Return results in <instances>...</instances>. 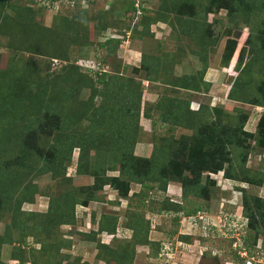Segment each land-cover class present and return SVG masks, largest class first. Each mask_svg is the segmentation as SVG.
Segmentation results:
<instances>
[{"label":"rangeland","instance_id":"rangeland-1","mask_svg":"<svg viewBox=\"0 0 264 264\" xmlns=\"http://www.w3.org/2000/svg\"><path fill=\"white\" fill-rule=\"evenodd\" d=\"M118 1L120 3H117L115 6L121 9L124 0ZM118 1L97 0L91 5L87 3V6H90L87 14L88 16L97 15L96 19H99L98 25L101 24L100 18L104 20L108 19L112 24H114L113 20L117 23L118 19L116 21L115 15L111 11L113 9L111 6ZM234 1L235 7L240 6V13H232L231 19L227 15V10H213L212 0H166L167 5L164 6L166 9L162 12L164 17L161 15L154 16L158 20L156 24L159 22H166V24L180 23V25L178 24L180 27L184 26L182 33L185 36H192V38L191 36L189 38L186 37L187 40L183 41L185 37L178 34L177 40L179 45H182V41L184 42L185 55H187V49L190 48L193 51V57H195L194 64L198 65V74L206 72L211 67L223 72L226 71L223 53L228 35L231 33L230 35L236 36L238 33H241L238 39V49L246 45L245 61L248 62L247 70L243 72V76L248 78V81H246L247 86L244 87V90L250 88V83L251 87L256 90L257 85L264 78V59L256 58L262 55L259 35L260 30L264 27V0ZM12 2V4L7 2L8 4L0 7V127L5 129L12 125L15 130L17 126L18 131L12 137L11 133H6L0 128V139L10 138V142H6L5 140L2 142L0 140V175L3 173L5 175L3 179H0V199L3 203V206L0 208V245L5 241V238H8L5 236L8 228L12 239L13 237L15 239L18 238V240L20 238L23 241L16 242V245L11 243L2 245L0 264H19L18 261L11 260L14 255L23 259L22 263L24 264H29L26 262L29 260L33 264H111L110 259L112 257L104 255L106 254L105 251L100 250L98 246V242L107 239L109 235L103 234L102 237L101 235H95L94 232L98 229V222L104 215L111 217L119 216L118 223L120 222V224L118 226L120 227L118 235L109 236V238L114 240L112 245L118 247L123 242L118 240L120 235H122V240H130L131 238L127 236V233L131 232V236L134 234L128 228L129 224L132 223L128 217V214L131 212L129 203H132V200L121 198L117 191L107 186L97 196L99 197L98 200L91 201L87 207L77 205L75 223L73 217L69 216L57 222V226L54 227L49 236L47 235L48 233L44 232L47 227L41 228L38 231L37 226L41 225V223L45 224L42 222L43 216L52 214L53 198H61L62 194L66 193V195L73 194L77 201L79 198H82V191L80 192L78 188L88 186L93 179L78 175L76 172L80 153L79 149L74 150L72 165H70L67 171L68 175L71 174L74 178L71 185L68 186L66 182L58 179V177H53L52 172L48 174H46L47 172L43 173L45 175H42V177L30 175L31 165L33 166L39 158L35 153L31 155L26 152L27 155L24 156L23 152L25 151H21L19 141L26 139L27 129L33 127V121L36 120L37 114L44 112L48 106L62 107V110H64L63 114L66 117V101L68 100L72 102L68 103L67 106L72 113L71 117L74 119L76 115L80 116L78 124L81 126L79 129L83 131V135L98 136L97 132L100 128L103 133L108 129L109 135L107 132L104 134L103 140L105 143L101 146L103 148L110 147L112 151H104L100 155L104 158L107 156L108 158H116V154L120 152V149L111 140L110 134L122 130L119 126L122 120L119 110L123 106H102L103 101L101 99H91L90 89L85 87L84 82L80 84V79L73 68L66 70V62L68 66L73 64L77 67L79 63L84 62L85 68H82V70L89 74L92 72L93 75L98 76V74L109 72L111 74L118 73L123 61L119 59L118 53L113 56L111 55L105 61L101 59L102 57H99L98 60L100 61L98 62L103 65L102 69H100L95 63L97 62V60H94L95 51L91 50V47L84 48L79 52L78 58L80 59L78 63H74L73 60H66V58L60 60L56 54L52 53V50L47 47L44 49L43 44H40L38 41L39 37L36 35L38 33L41 34L44 40H53L55 38L52 35L54 32L62 34L66 40L65 18L73 14H80L76 10H73L74 2L72 0H14ZM142 2L144 3V7L149 8L151 11H156L162 0H142ZM183 3H187L192 7V9H187V11H193L190 16H181L179 18L176 14L174 15L168 11H176L177 6L179 7ZM249 7L251 9L247 11ZM66 11L71 12V14L66 15ZM127 22L129 23V21ZM28 24L33 25V27L29 28ZM131 25L133 26V24ZM127 32L131 37L133 36L132 31ZM249 33H251V40L245 44ZM114 34L115 32L110 30L105 36L101 38L92 36V39L95 42H98V40L105 41L106 36L111 37ZM134 34L133 40L135 41L138 38L142 39L146 31H143L142 27H138L134 31ZM165 37L166 33L162 38ZM200 37L207 44L212 41L214 42L212 43L214 47L210 48L207 53H204L207 50L206 48H208L205 47L206 45L202 44L203 46H198L196 44L197 38ZM30 48H38L45 53L30 52ZM17 51L19 53L15 54ZM51 56H53L52 60L49 58ZM81 57L84 59H81ZM123 73H132V68H125ZM113 89L111 88L108 91L110 96H113ZM242 92L241 90L240 95ZM23 95L27 97L24 98L22 97ZM67 96L69 97L66 100ZM203 100L204 102L205 100L208 101V99ZM73 102H80L81 106H73ZM11 106H15L16 109H13ZM247 106L249 107L248 109L245 108V110L241 109V107L239 109L236 107L235 110L231 111L230 115L225 114L223 109L218 108L214 112L207 114L205 109L198 117L200 120L198 124L196 123V125L189 127L188 130H179V133L176 134V139H172L174 147L179 146L182 138L180 136H186L183 138L190 137L198 133L203 128V125L209 126L214 124L218 132L223 127L229 130L239 128L241 120L244 119L242 115L245 112H247L248 116L252 115L251 120L248 119L247 121L249 123L245 124L246 130L257 134V126L261 117L257 115H261V112L257 111L254 105ZM74 108H77L78 111L74 110ZM32 109L38 112L32 111L31 113ZM50 109L52 111L53 107H50ZM262 110L264 112L263 107ZM19 115L25 118L21 117V120L18 118ZM239 116L242 117L240 120ZM207 120L209 122L204 123ZM202 123L204 124L201 125ZM103 126L106 128H102ZM144 127L148 130L146 125ZM31 130L37 132L36 125ZM155 136L158 135L156 134ZM36 137H38L39 143L44 146H47L50 140L49 136L42 134L40 136L39 133L38 135L36 133ZM243 137L245 136L243 135ZM187 141L190 142V138ZM50 142L53 143L54 140H50ZM154 142L150 141V145H147L150 147V154L153 152ZM138 145L139 143L136 144L135 152L140 154ZM61 146L62 154L65 155L66 146H63V144ZM229 149L231 150L233 165L238 166L239 170L242 169V173L254 179L259 178L262 173L264 174V149H261L256 141L244 140L240 137V141L238 139L234 143V146H229ZM96 152V150L91 151L94 160L96 159ZM244 156H248L246 163H243ZM21 160H25V162L21 163ZM39 162L42 163L44 160L40 159ZM42 165L40 164V166ZM228 165L225 162L224 168L218 172L204 173L201 183L197 188L202 189L207 187L210 196L208 199H199V197L191 194L187 195L199 202L198 204L202 208L201 211H182L179 214L167 211L149 212L147 205L150 203L144 204L141 200H134L131 210H136L132 211L131 215L133 212H138L137 203H139V209H143L140 212L144 216V221L150 222L149 225L148 223L143 224V227L146 229L143 232L139 230L140 232L136 233L137 235L134 239L139 238L141 240L145 238L144 232H147L150 241L174 242L175 254L165 253V256L160 258L157 254V251H159L157 250V244L159 243L156 242L153 244L156 248L154 247L153 251L149 249V257L151 258L145 259L143 254L148 249L144 247L142 242L136 244L131 239L129 241L130 244L125 245L126 247L123 246L124 250L121 251L122 256H124L123 258L127 261L126 264H228L229 262H239L237 255L241 257L240 260L246 259L247 261L252 260L253 264H264V238L257 243V246L251 249L252 252H249L245 246V238L243 237V234L249 236L251 233L249 229L247 230L248 220L243 215L242 210L239 212L233 206V201L230 197H222L220 189L230 191L228 184L231 182H228V180L232 178L229 175L236 171L231 169L228 171L229 175H227ZM109 174L119 175V172L111 171ZM0 178L2 177L0 176ZM212 180L216 182L215 186H212L210 183ZM173 183L168 185L165 195L171 202L181 203L183 201L178 197V194H180L182 186L180 182L176 181ZM243 186V193L246 189H248L247 193H250V185ZM140 190V185L133 184L130 194L139 192ZM251 193L264 199V186L263 188L251 189ZM29 194L31 195V202L25 199L30 197L28 196ZM83 195L86 198L88 196L84 193ZM160 195V193H155V197L158 199H161ZM236 195H239V197L235 202H238L240 206L241 192L236 193ZM160 207L161 205H157L156 210ZM31 212L37 214H31ZM38 216L39 218H37ZM108 219L110 218L108 217ZM12 223L17 224V226H14ZM110 224H112L111 221ZM25 234L28 239L24 236ZM203 237L205 239H201ZM24 238H26L25 241ZM71 241L73 244L69 246L68 243ZM18 246L26 248V250H20ZM39 248H42V250H37ZM219 249L222 251L220 252ZM142 250L145 251L140 253ZM152 252H155V255ZM113 257H115L114 260L119 262V255H113Z\"/></svg>","mask_w":264,"mask_h":264},{"label":"trees","instance_id":"trees-1","mask_svg":"<svg viewBox=\"0 0 264 264\" xmlns=\"http://www.w3.org/2000/svg\"><path fill=\"white\" fill-rule=\"evenodd\" d=\"M12 1L14 0H0V7L8 3L12 4ZM72 1L74 2L73 10H76V12L82 14H78L79 16L73 14L71 16H68V18H65L64 22L66 28V40L64 39L62 34L55 32L54 34H52L49 31L53 35V37H55L53 40H44L41 34L37 32L38 34L36 35H38L39 37L38 41L40 42V44H43L44 49L45 47H47L52 50V53L56 54L60 58V60L66 58V60H73L74 63H78L80 59L78 58L79 52H81L84 48L91 47L90 49L95 51L94 60H97V62L95 63L100 67V69H102L103 65L99 64V57H102L101 59L105 61L111 55L113 56L117 54L120 46L122 45V40L108 39L105 41L98 40V42H95V40L92 39L93 37L101 38L102 36H105L106 33L110 30L119 35H126L127 31H132L133 36L131 38L134 39V31H136L138 27H142L143 31H146L147 33L150 31L151 26L153 24H156L158 20H156L157 18H155L154 15H161L162 17H164V14L162 12L164 9H166L164 8V6L167 5L166 0H162V3L156 11H151L149 8L141 7L142 14L138 16V9L136 7L137 0H124V3L121 2L123 3L121 9H118L115 6L117 3H120V1L117 0L118 2H115V4L111 6V8H113L111 9V11L115 15L116 21L118 19V22L116 23L115 20H113L114 24H112L110 23V20H104L103 18H100L101 24L98 25L97 22L99 19H96L97 15L88 16L87 14V10L90 8V6H87V3L91 5L94 4L97 0ZM141 3L142 5L144 4L143 2ZM212 3L213 10H227V15L230 19L232 17V13H240V6L238 5L237 7H235L234 0H212ZM187 9H192V7L187 3H183L179 7L177 6L176 11H168L173 13L174 15L176 14V16H179V18H181V16L188 17L192 14L193 11H187ZM250 9L251 7L247 8V11H249ZM69 14H71V12L66 11V15ZM131 16L133 17L131 18ZM127 21H129V23ZM131 24H133V26ZM178 24L180 25V23L170 25L173 27L174 31L185 37L183 40H187V38H189L191 35L185 36L182 33L184 26L180 27ZM28 27L31 28L33 27V25L28 24ZM230 34L228 35L226 47L223 53V61L226 64V67L224 68L226 69V72L231 75L232 79L230 80L231 87L229 89L227 97L242 104L254 105V107L264 108V78L257 85L256 90L251 87L250 82V88L244 90V87L247 86L246 81H248V78H245L243 76V72L247 70L246 67L248 66V62L245 61L246 45L241 47V49H238V39L240 38L239 34L241 33H238V35L236 36H232ZM259 39L262 50L261 54L263 56L261 55L256 58L264 59V27L260 30ZM250 40L251 33H249L245 44H247ZM212 43L214 42L212 41L207 44L201 37L197 38L196 40V44L198 46L204 44L206 45L205 47H208L206 48L207 50L204 53H207L210 48L214 47ZM160 44L161 43L159 41L158 47ZM160 47L157 51V55H155L154 57L151 55H143L140 67H132V72L134 73L132 79L120 76L118 73L111 74V72L98 74V76H95L92 74V72H90L91 74H89L88 72H84L82 68L85 67H83V65H81L80 63L78 64V67H80L81 69H78V67L73 64H70L68 66L66 62V70H68L69 68H73L80 79V84L84 82L85 87L90 89L91 99H101L103 101L102 106H123L122 109L119 110V113H121L122 117L119 126L122 130L110 134L111 140L114 142L117 148L120 149V152L116 154V158H108V156L104 158L100 155V153L104 151H112L110 147H102L105 143L103 137L106 132L108 133V129H104L106 132L103 133L102 129L100 128L97 132L98 136H90L88 134L87 136L83 135V131L79 129L81 128V126L78 124L80 116L76 115L73 119L71 117L72 113L67 107L68 103H72L71 101L67 100L69 96L66 97V117L63 114L64 110H62V107L48 106V108L44 112L38 113L36 116V120L33 121V127L36 125L37 132H33L31 130L33 127L31 129H27L28 133L26 134V139L24 141H19V144H21V151H25H22L24 156L27 155V153H30L31 155L35 153L39 158L35 161V164L33 166L31 165L29 174L36 177H42V175H45L43 173L47 172L46 174H48L52 172L53 177H58V179L63 180L64 182H66V185L69 186L71 185L72 181H74V178L71 174L68 175L67 171L70 165H72L71 163L74 150L79 149L80 153L76 166V172L78 175L89 177L93 180L90 184H88V186L78 188L80 192L82 191L81 197L84 199L79 198V200L76 201L73 194L66 195V193L62 194L63 196L61 198H53L51 207L52 214H43L44 218L42 222H44L45 224H39L37 226V230L39 231L41 228L47 227L45 228L44 232L48 233L47 235L49 236L54 227L57 226V222L62 221L64 218L72 216L75 223L77 205L87 207L91 201L98 200L99 197L97 196H99L107 186H110L115 191H117L121 198L132 200V203L134 200H141L142 203L144 202V204H146L147 202L150 203L149 205H147V210L149 212L167 211L170 213L179 214L182 211H201L202 208L198 204L199 202L191 199L187 195L191 194L199 197V199H208L210 197L208 188L204 187L200 189L197 188V186L200 185L204 173L218 172L219 170L224 168L225 162H227L229 164L227 175H229L228 171H230L231 169H233V171L236 170L234 173L229 175V177H231L233 180L247 182L250 185V193H247L248 189H246L243 193L241 210L243 212V215L248 220L247 230L249 229V231L251 232L249 236L243 234V237L245 238V246L247 250H249V252H252L251 249L254 246H257V243L262 240V238H264V199L258 195H252L251 189L264 186V174L262 173L259 178L254 179L251 176L242 173V169L239 170L238 166L233 165L232 163L231 150L229 149V146H234V143H236L238 139L240 141L241 137L244 140L256 141L258 146L261 149H264V112L258 122V129L256 132L257 134H253L255 132L251 133L244 130L245 124L249 119L247 113H244L242 115L244 119L241 120L239 128L229 130L226 129V127H223L220 129L221 131L218 132L214 124L209 126L203 125L204 123L209 122V120H207L206 122L201 124L203 125V128H201L198 133L193 134L192 136L187 138H183L186 136H180L183 138V140L181 138L179 146L174 147L172 139H176V134L179 133V130H188L189 127L196 125V123L198 124V122H200L198 117L200 116V113H202V111H204L205 109L207 114H210V112L214 111H209L207 110V108H204L205 106H203L201 111H197L196 113L190 112L186 114V112L183 111L185 108L184 106H165L166 99L169 97L163 93L160 95L158 101L153 106H150L151 104L148 101H146L145 106H143V96L145 88L142 79L154 82L155 79L165 81L166 78H170V76L173 75L176 65L180 64L179 59L181 55L177 51L184 50V45L179 44L176 50L166 51L164 50L165 48ZM29 51L42 54L45 53L43 50L38 48H30ZM17 53L19 52L17 51L15 54ZM49 58L52 60L53 56ZM81 59L84 58L81 57ZM200 75H203V72ZM163 84L166 85V83ZM111 88H114L112 90L113 96H110L108 92L111 90ZM241 90L243 92L240 95ZM22 97L26 98L27 96L23 95ZM73 106H81V104L80 102H73ZM11 107L13 109H16L15 106ZM50 107H53L52 111ZM74 110L78 111L77 108H74ZM187 110L189 111L188 107ZM32 111L36 110L32 109L31 113ZM153 112L155 113V115L151 114ZM143 115L146 118H151L152 120L156 121V123L152 124V130H150L151 132H149L150 134L147 133L149 135V142L155 141L153 144V152L150 157H144L135 152L136 144L139 143L144 137V129L141 124ZM21 117L25 118L21 115H19L18 118L22 120ZM242 117L239 116V120ZM159 121H161L163 124L166 123V126L163 125L161 129L157 128V123ZM102 128L106 127L103 126ZM1 129L6 133H11L12 137L13 134L18 131V127L16 126L14 130L12 125L5 129ZM36 133L37 135L39 133L40 136L41 134L47 135L49 136L50 140H54V142L51 143L49 140L47 146H44L39 143L38 137H36ZM156 134L158 136H155ZM243 135L245 137H243ZM189 138L190 142L187 141ZM0 140H2V142L4 140L6 142H10V138H1ZM61 144H63V146H66L65 155L62 154ZM125 145L127 146L125 147ZM93 150L97 151L95 160L93 159V155L91 153V151ZM247 157L248 156L243 157V163H246ZM40 159L44 160V162H39ZM23 161L25 162V160ZM23 161L21 160L20 162L24 163ZM40 164L43 165L40 166ZM111 171H118L119 175H110L109 173ZM0 176L2 177L0 179H3L5 177L4 173ZM176 181L180 182L182 186L181 199L183 202L181 203L171 202L170 199H168L165 195L168 189V185ZM210 183L212 184V186L216 185V182L213 180L210 181ZM133 184L140 185L141 190L139 192L130 194L133 188ZM220 191L222 192V197H229V191H225L222 189H220ZM83 193L88 195L87 198L83 195ZM155 193H160L161 199L156 198ZM30 194L28 195L30 197L25 198L29 202H31ZM132 203H129L131 212L136 210L135 208V210H131ZM157 205H161L158 210H156ZM2 206L3 203L0 199V208ZM137 206L138 212H133L132 215L131 212L130 214H128V217L132 221V223L129 224L128 228L133 230L134 232L131 239L132 241L136 242V244L142 242V244L144 245H152L154 243L150 241L149 237L147 236V232H144L145 238H142L141 240L139 238L134 239L137 235L136 233H139L140 231L143 232L146 229L143 227V224L148 223L149 225L150 223L146 220L144 221V216H142L143 214L140 212L143 209H139V203H137ZM31 214L37 213L31 212ZM108 217L110 219H108ZM37 218H39V216ZM33 219H35V217H33ZM118 220L119 216L111 217L109 215H104L103 218L98 222L99 226L94 234L97 236L108 234L110 237L111 235H118L120 227L118 226L120 224V222L118 223ZM110 221L112 222V224H110ZM12 224L14 226H17V224ZM39 233L43 234L42 232ZM5 236H7L8 238H5V241L1 243L0 251L2 245H4L5 243L16 245V242L23 241V239L20 238L19 240L18 238L15 239L14 237L12 239L9 228ZM24 236H26V234ZM109 236L107 239H104L103 241L100 240L98 242L100 250L105 251L106 254L104 255L111 256L113 258L110 259V261L112 262L111 264H126L127 261L125 260V258H123L124 256H122L121 251L124 250L123 246H127L128 243L130 244L129 241L131 240L124 241L122 240V236L120 235V237H118V240H121L123 242L120 243L121 245L119 244L118 247H115L112 245L114 243V240L109 238ZM26 238H24V241L26 240ZM201 239L205 238L203 237ZM72 244V241L68 243L69 246H71ZM18 247L20 250H26V248L20 246ZM121 247L122 249H120ZM157 247V250L160 251V243L157 244ZM37 250H42V248H39ZM219 250L220 252L222 251L221 249ZM159 251H157V253H159ZM113 255H119V262L117 260H114L115 257H113ZM18 257L19 256L16 257L14 255L11 260H16L19 262V264H21L23 259H20ZM237 258L239 263H246V259L240 260L241 257L239 255H237ZM26 262L29 264H33L31 260Z\"/></svg>","mask_w":264,"mask_h":264},{"label":"crops","instance_id":"crops-1","mask_svg":"<svg viewBox=\"0 0 264 264\" xmlns=\"http://www.w3.org/2000/svg\"><path fill=\"white\" fill-rule=\"evenodd\" d=\"M165 33L166 37L162 38L165 36ZM177 36L178 32L174 31L173 27L170 24L159 22L157 24H153L151 26L150 33L147 32L142 37V39L138 38L135 41L133 39L122 41V45L120 46L118 51V57L123 61V64L118 74L120 76H124L125 78L132 79L134 73H123L125 68L128 69L135 66L140 67L143 55H151L154 57L158 54L157 51L159 50L160 46L165 48L164 50L166 51L176 50L179 44ZM159 41L161 44L158 47ZM183 41L182 45H184ZM177 52L181 55L179 59L180 64L176 65L173 75L170 76V78H166L165 81L155 79L154 82L142 79L145 88L143 96V106H145L146 101L151 104L150 106H153L158 101L160 95L163 93L169 97L166 99L165 106H184L185 108L183 111L186 112V114L190 112L196 113L197 111H201L203 106H207L206 108L209 111H214L216 108L223 109L224 113L227 115H230L231 111L235 110L236 107H238V109L240 107L244 110L245 108L248 109L249 106L235 100H231L227 97V94L231 87V75H229L226 71L223 72L222 70L213 67L209 68L205 73H203V75H200L197 73L198 65L194 64L195 57H193V51L190 48L187 49V55L184 54L185 50ZM163 83H166V85H164ZM203 99H208V101L205 100L204 102ZM187 107L189 111L187 110ZM258 110L262 114V107H257V111ZM246 113L247 112H245V114ZM151 114L155 115L154 112ZM257 116L260 117L261 115ZM251 118L252 115H249V120H251ZM154 123H156V121L152 120L151 118H146L143 115L141 124L143 125L142 127L144 129V137L138 145V149L140 151L139 155L141 156H151L150 147H148L147 145H150L148 134H150L149 132H151L150 130H152V124ZM144 125L148 127V130H146ZM163 125L166 126V123L163 124L161 121H159L157 123V128L161 129ZM244 130H246V125ZM127 236L131 237V232L129 234L127 233ZM156 242L158 243V241H153V243ZM144 247H146L148 250L147 252H144L143 256H145V259H150L151 257H149V249L153 251V248L155 246L152 244L144 245ZM143 251L145 250L140 251V253H142ZM153 254L155 255V252Z\"/></svg>","mask_w":264,"mask_h":264},{"label":"clouds","instance_id":"clouds-1","mask_svg":"<svg viewBox=\"0 0 264 264\" xmlns=\"http://www.w3.org/2000/svg\"><path fill=\"white\" fill-rule=\"evenodd\" d=\"M142 6L144 7V5H141V7ZM140 11H141V14H142V10H140ZM137 14H138V11H137ZM141 14H138V16L141 15ZM114 35H115V37H113V36H111V37L106 36L105 40H108V39H119V40H122V41H126V40L128 41V40L131 39V36H130V34L128 32L126 33V35H119L117 33H115ZM116 36H118V37H116ZM80 64L83 65V67H84V62H82ZM262 114H263V112H262ZM228 182H231L230 184H228V187H229V190H230L229 192H231L229 194V197L233 201V203H232L233 206H235L236 209L238 211H240L241 208H242V205L239 206L238 202H235V200L239 197V195H236V193L241 192V203H242V198H243V190L242 189H244V186L243 185L249 186V184L247 182L238 181V180H232V179H229ZM239 188H241V189H239ZM178 197H180V199H181V197H182V189H181L180 194H178ZM176 219H177V217H176ZM130 231H133V230H130ZM132 236L130 238H132ZM158 243H160V251L157 254H158V256L160 258H163L165 256V253H167V254L170 253L172 255L175 254V251H174L175 250V244H174V242H167V243L166 242H158ZM242 258H244V257H242ZM228 264H241V263L235 261V262H229ZM245 264H253V262H252V260H248Z\"/></svg>","mask_w":264,"mask_h":264},{"label":"built area","instance_id":"built-area-1","mask_svg":"<svg viewBox=\"0 0 264 264\" xmlns=\"http://www.w3.org/2000/svg\"><path fill=\"white\" fill-rule=\"evenodd\" d=\"M142 0H137V3H136V7L139 9L138 10V14H141V5H142ZM113 37H115V35H113ZM116 37H118V36H116Z\"/></svg>","mask_w":264,"mask_h":264}]
</instances>
